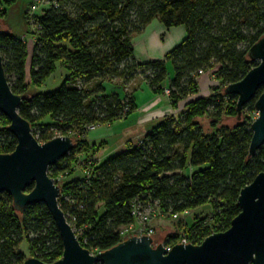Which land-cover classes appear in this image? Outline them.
Wrapping results in <instances>:
<instances>
[{
	"label": "trees",
	"instance_id": "obj_1",
	"mask_svg": "<svg viewBox=\"0 0 264 264\" xmlns=\"http://www.w3.org/2000/svg\"><path fill=\"white\" fill-rule=\"evenodd\" d=\"M18 0H0V24L7 8ZM54 3L41 17L35 16V48L31 66L34 85L44 83L63 62L70 78L52 93L30 95L25 79L26 45L22 39L0 34L8 84L16 95L29 94L19 108L40 144L54 139L52 128L70 137L74 148L49 169V176L61 189L59 205L81 246L92 254L107 251L122 242V229L134 222L133 203L153 206L162 215L181 214L209 204L217 233L230 228L238 216V197L243 188L264 172V146L249 156L253 133L255 101L245 108L242 120L233 128H221L225 100L226 113L237 115L238 98L216 93L198 98L178 111L181 103L197 92L199 72L213 71L222 87L239 83L257 66L248 51L264 38V0H51ZM28 23L29 19L27 18ZM166 29L184 27L186 39L164 60L139 64L133 39L154 21ZM2 21V22H1ZM30 24V23H29ZM31 25V24H30ZM67 39L70 50L60 47ZM173 69L169 78L168 65ZM142 77L155 94L170 91L175 114L165 118L135 146L92 165L82 179L59 185L60 176L74 175L77 158L90 157L102 144L86 140L91 126L113 125L135 111L131 95L108 90L109 82L125 85ZM224 88V89H225ZM128 110V113L126 111ZM178 115V116H177ZM209 117L213 132L204 134L197 118ZM50 124L35 126L38 121ZM8 120L0 115V154L12 153L16 139L7 131ZM190 169L188 176L184 171ZM57 176L56 177H54ZM33 185L27 189L31 192ZM100 208H104L102 215ZM206 220L189 231L188 244L200 245L211 236ZM181 233L168 236L164 246L180 244ZM25 237L30 254L45 264L63 256L59 232L43 205L13 208L12 198L0 194V264H24L18 252Z\"/></svg>",
	"mask_w": 264,
	"mask_h": 264
},
{
	"label": "water",
	"instance_id": "obj_2",
	"mask_svg": "<svg viewBox=\"0 0 264 264\" xmlns=\"http://www.w3.org/2000/svg\"><path fill=\"white\" fill-rule=\"evenodd\" d=\"M3 31L0 24V34ZM247 57L257 66L242 81L227 86L224 94L238 98L236 112L240 122L244 108L262 90L254 105L259 117L251 126L249 156L253 157L264 146V38L250 48ZM29 97L12 92L0 55V115L8 120L7 131L17 141L12 153L0 154V194L12 198L18 213L31 206L46 207L63 245L62 258L53 264H264V172L241 190L237 201L240 213L230 228L212 234L200 245L177 244L168 249L156 244L155 238L133 236L97 254L83 248L59 205L61 189L49 176V169L73 150L74 141L57 137L40 144L31 124L19 113ZM31 185L33 189L27 193ZM24 264L45 263L31 257Z\"/></svg>",
	"mask_w": 264,
	"mask_h": 264
},
{
	"label": "rangeland",
	"instance_id": "obj_3",
	"mask_svg": "<svg viewBox=\"0 0 264 264\" xmlns=\"http://www.w3.org/2000/svg\"><path fill=\"white\" fill-rule=\"evenodd\" d=\"M33 0H18L15 5L12 7L7 8V16L4 18L3 24L6 25V22L9 24V28L7 27V30H5L7 33L14 35L15 37H18L23 40V42L26 45V59H25V79L26 83L29 84L28 93L32 95H40V94H48L57 91L61 85L67 81L70 78V71L69 69L64 65L63 62H57L55 65L54 73L42 84L40 85H34L31 81V66H32V60L34 55V48H35V36L33 35V32L35 29L28 23L27 17L28 14H30V6L33 3ZM29 11V12H28ZM27 12V13H26ZM43 15L42 11H38L36 13V16L41 17ZM2 22V21H1ZM24 22V23H23ZM19 24H22L23 30H19ZM21 26V27H22ZM20 31V32H19ZM58 45L60 47H64L67 50H70V43L69 40L63 39L59 41ZM171 66V65H170ZM169 74L171 70H168ZM213 71L205 72L203 75H199L197 77V92L195 95L190 96L187 98L186 101L180 104L178 111H182L187 103L193 102L198 98H210L215 93V88H219L221 94H223V90L225 87H222L221 82L212 75ZM112 86L115 85H123L124 83L122 81H116L115 85L112 82H109ZM110 85H107L108 90L114 91L115 93H119L122 95L121 90L117 88H113ZM167 89V88H166ZM165 89V90H166ZM130 92V89H129ZM165 95V94H164ZM167 96V95H165ZM170 96V94H169ZM169 96H167L169 98ZM225 112L222 116L221 121L219 122V126L221 128H233L237 123V115H229L226 113V110L228 107H230V104H227L225 100ZM245 113V112H244ZM254 110V112L251 114V118L253 122L259 117V114H257ZM132 116V115H131ZM178 116V115H177ZM127 119V117L125 118ZM124 119V120H125ZM212 120L207 117L203 116L201 118H197V123L202 128V131L204 134H211L213 132V129L211 127ZM45 125L50 124V120L45 119L43 121H38L35 126V131L37 133H40V127L39 125ZM100 128V127H99ZM92 131H88L87 134ZM50 135L53 138L62 137L61 131L55 128H52L50 131ZM77 162L75 165H73L74 169V175L72 177L68 176H60L58 178L59 185H63L64 183L75 180V179H82L84 176H86V172L89 170V168L92 165H95L98 163L96 158L92 156H82L80 155L77 159ZM99 164V163H98ZM190 169L184 171V175L188 176L190 174ZM54 177L57 178V176L54 175ZM104 212V208H100L99 214L102 215ZM164 216V215H163ZM158 216L156 218H153L152 221V227L154 228V231L156 233L155 241L156 244H163L166 242L169 235L173 233H181L183 234L182 237H188V231L199 221L206 220V224H208L210 232L212 234L217 233L216 231L219 230V225H217L216 220L214 218L213 209L212 207L207 204L205 206L199 207L195 210H192L188 216L185 218H181L180 221H174L173 218L170 215L167 216ZM77 237H81V232L77 231L75 232ZM30 248L29 243L25 237H23L22 243L18 249V252L24 255V257L31 258L30 254Z\"/></svg>",
	"mask_w": 264,
	"mask_h": 264
},
{
	"label": "crops",
	"instance_id": "obj_4",
	"mask_svg": "<svg viewBox=\"0 0 264 264\" xmlns=\"http://www.w3.org/2000/svg\"><path fill=\"white\" fill-rule=\"evenodd\" d=\"M2 26L4 30H7V27L10 29L7 22L6 25L2 23ZM21 26L22 24H19L20 31L23 30ZM185 39L186 29L184 27L166 29L159 20H154L141 35L133 39L135 59L139 64L162 61ZM168 70H171L169 78L172 79L174 73L170 64ZM116 81L112 83L115 85ZM112 87L121 90L123 96L131 95L136 111L125 120H120L113 125L102 126L86 135L89 143L102 144V147L93 154L99 164L126 148L135 146L165 118L175 114L169 98L164 94L152 92L142 77H137L128 85Z\"/></svg>",
	"mask_w": 264,
	"mask_h": 264
},
{
	"label": "built area",
	"instance_id": "obj_5",
	"mask_svg": "<svg viewBox=\"0 0 264 264\" xmlns=\"http://www.w3.org/2000/svg\"><path fill=\"white\" fill-rule=\"evenodd\" d=\"M54 6V3L51 0H34L32 5L30 6V14H28L29 23L34 26L35 21L34 17L38 11L45 12ZM199 75H203L204 72H199ZM164 94L169 96L170 91L166 89ZM128 113V110L126 111ZM258 114V113H257ZM99 126H91L88 128V131H95L98 129ZM87 174V172H86ZM132 217L134 222L129 225L128 227L122 229L120 233L121 240H127L130 237L137 236H149L152 238L156 237V233L154 228L152 227L153 218L163 216L159 207V203L156 202L153 206H144L140 203L134 202L132 208ZM190 214V211H184L181 214H171L170 216L173 218L174 221H180L181 218H185ZM165 216V215H164ZM163 216V217H164ZM180 244H188L187 238L182 237ZM168 249H171V246H165Z\"/></svg>",
	"mask_w": 264,
	"mask_h": 264
}]
</instances>
